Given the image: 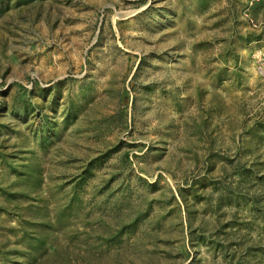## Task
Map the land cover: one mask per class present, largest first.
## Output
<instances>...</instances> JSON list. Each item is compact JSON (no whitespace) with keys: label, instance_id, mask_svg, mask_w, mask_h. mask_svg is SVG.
I'll return each instance as SVG.
<instances>
[{"label":"rangeland","instance_id":"rangeland-1","mask_svg":"<svg viewBox=\"0 0 264 264\" xmlns=\"http://www.w3.org/2000/svg\"><path fill=\"white\" fill-rule=\"evenodd\" d=\"M0 264H264V0H0Z\"/></svg>","mask_w":264,"mask_h":264}]
</instances>
